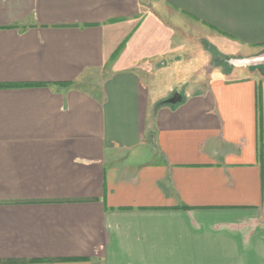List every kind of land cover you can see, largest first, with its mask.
I'll use <instances>...</instances> for the list:
<instances>
[{"label":"crops","instance_id":"1","mask_svg":"<svg viewBox=\"0 0 264 264\" xmlns=\"http://www.w3.org/2000/svg\"><path fill=\"white\" fill-rule=\"evenodd\" d=\"M150 3L0 0V264H264V0Z\"/></svg>","mask_w":264,"mask_h":264},{"label":"rangeland","instance_id":"2","mask_svg":"<svg viewBox=\"0 0 264 264\" xmlns=\"http://www.w3.org/2000/svg\"><path fill=\"white\" fill-rule=\"evenodd\" d=\"M151 1L153 0H148L149 3ZM150 5L151 3L149 6ZM202 43L204 52L210 59V63L204 65L203 71L205 75L215 71H219V73L223 75H230L238 68L247 67L249 64L261 68V70L264 71V49L260 50L259 54L253 57L249 62L247 61V57H243V55L239 54L240 52L242 53L243 50H235L232 54L224 55L223 52L225 50H218L206 40H203ZM108 76L109 74L106 72H95L88 74L83 82L88 91H96L100 89L102 83Z\"/></svg>","mask_w":264,"mask_h":264},{"label":"trees","instance_id":"3","mask_svg":"<svg viewBox=\"0 0 264 264\" xmlns=\"http://www.w3.org/2000/svg\"><path fill=\"white\" fill-rule=\"evenodd\" d=\"M257 107H258V114H259V130L262 126V102H261V93L259 92V96L257 98Z\"/></svg>","mask_w":264,"mask_h":264},{"label":"water","instance_id":"4","mask_svg":"<svg viewBox=\"0 0 264 264\" xmlns=\"http://www.w3.org/2000/svg\"><path fill=\"white\" fill-rule=\"evenodd\" d=\"M182 102V96L176 94L172 99L168 100L166 103L170 105H177Z\"/></svg>","mask_w":264,"mask_h":264}]
</instances>
